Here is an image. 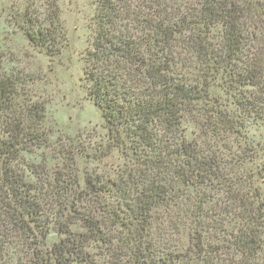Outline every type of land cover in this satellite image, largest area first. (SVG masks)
Masks as SVG:
<instances>
[{
  "label": "trees",
  "instance_id": "trees-1",
  "mask_svg": "<svg viewBox=\"0 0 264 264\" xmlns=\"http://www.w3.org/2000/svg\"><path fill=\"white\" fill-rule=\"evenodd\" d=\"M19 19L50 61L70 46L58 17ZM89 29L106 143L53 172L24 159L53 139L45 103L0 57V264H264V0H97ZM116 152L111 175L80 167ZM160 212L185 246L155 238Z\"/></svg>",
  "mask_w": 264,
  "mask_h": 264
},
{
  "label": "rangeland",
  "instance_id": "rangeland-1",
  "mask_svg": "<svg viewBox=\"0 0 264 264\" xmlns=\"http://www.w3.org/2000/svg\"><path fill=\"white\" fill-rule=\"evenodd\" d=\"M96 1L0 0L2 73L31 80L21 91L27 95L24 97L32 94L36 101L45 103L49 125L54 131L50 146L24 155V159L28 164H47L50 172L62 166L63 152H80V148L92 152L106 143L101 112L89 100L81 80V58L88 47L91 33L89 24ZM21 14L27 15V20L33 23L39 20L42 24L50 18L58 17L60 28L68 37L70 46L63 50L59 58L50 61L30 44L20 29L18 24ZM188 128L194 134L193 137L201 136L196 125H188ZM122 162L120 154L116 152L102 161L84 158L80 167L92 174L108 176ZM27 176L34 180L28 173ZM177 216L160 212L155 218L154 226L164 234L155 238L162 241L166 251L182 248L189 239L186 226L181 233L172 231L170 224L175 223ZM14 257L18 263L24 259L22 253L15 252Z\"/></svg>",
  "mask_w": 264,
  "mask_h": 264
}]
</instances>
